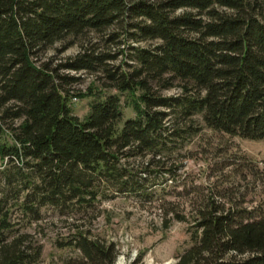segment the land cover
<instances>
[{"label": "trees", "instance_id": "obj_1", "mask_svg": "<svg viewBox=\"0 0 264 264\" xmlns=\"http://www.w3.org/2000/svg\"><path fill=\"white\" fill-rule=\"evenodd\" d=\"M90 33L116 46L43 61ZM82 72L116 91L84 120L71 107L91 96L73 92ZM176 87L181 95L163 94ZM197 115L214 131L264 140V0H0V264H43L28 228L45 209L68 217L104 191L149 197L148 176L175 173L164 160L182 137L174 120ZM189 232L176 264H264V217L252 211L211 202ZM56 246L79 253L61 264L118 259L114 243L80 228Z\"/></svg>", "mask_w": 264, "mask_h": 264}, {"label": "rangeland", "instance_id": "obj_2", "mask_svg": "<svg viewBox=\"0 0 264 264\" xmlns=\"http://www.w3.org/2000/svg\"><path fill=\"white\" fill-rule=\"evenodd\" d=\"M105 38L97 33L70 38L65 43L74 40V45L64 50L65 43H57L48 50L43 61L50 60L56 65L77 56L85 48L107 51L116 46L106 42ZM155 44L139 45L153 47ZM123 48L124 45L113 50ZM124 58L119 56L113 64L122 65ZM78 75L82 80L72 87L73 92L91 96L73 99L71 107L73 114L84 120L96 98L116 91H104L96 75L87 72ZM163 94L179 96L182 91L176 87ZM129 100L128 95L122 96L124 121L134 116ZM173 123L183 133L164 160L166 168L174 169L175 173L158 179L146 175L149 197L117 196L104 191L106 193L93 207L77 209L68 217L60 216L50 208L43 211L42 221L28 228L44 246L43 264H61L79 254L73 249L56 246L58 240L78 228L114 243L118 250L116 264H176L179 255L191 246L189 231L201 206L215 202L264 217V140H249L214 131L199 115L188 120L176 119ZM178 215L185 221H179Z\"/></svg>", "mask_w": 264, "mask_h": 264}]
</instances>
